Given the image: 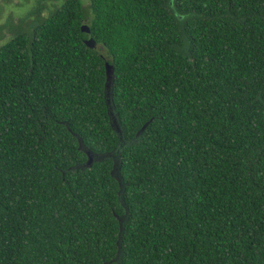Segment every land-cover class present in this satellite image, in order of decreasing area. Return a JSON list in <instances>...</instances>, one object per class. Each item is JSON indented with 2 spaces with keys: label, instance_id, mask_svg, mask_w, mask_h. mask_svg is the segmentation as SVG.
Returning a JSON list of instances; mask_svg holds the SVG:
<instances>
[{
  "label": "trees",
  "instance_id": "16d2710c",
  "mask_svg": "<svg viewBox=\"0 0 264 264\" xmlns=\"http://www.w3.org/2000/svg\"><path fill=\"white\" fill-rule=\"evenodd\" d=\"M42 2L0 44V264H264V0Z\"/></svg>",
  "mask_w": 264,
  "mask_h": 264
},
{
  "label": "rangeland",
  "instance_id": "374dc122",
  "mask_svg": "<svg viewBox=\"0 0 264 264\" xmlns=\"http://www.w3.org/2000/svg\"><path fill=\"white\" fill-rule=\"evenodd\" d=\"M38 0H0V44L7 40L14 32L13 25L20 20L25 23L32 17V10ZM42 6L48 11L58 6L62 0H42ZM46 10H44L46 12ZM30 21V20H29Z\"/></svg>",
  "mask_w": 264,
  "mask_h": 264
},
{
  "label": "water",
  "instance_id": "95a60500",
  "mask_svg": "<svg viewBox=\"0 0 264 264\" xmlns=\"http://www.w3.org/2000/svg\"><path fill=\"white\" fill-rule=\"evenodd\" d=\"M81 29L85 30L87 32L90 31V28L87 24H82L81 25ZM84 42L86 43V45L93 47L95 46V39L92 36H89L87 38L84 39ZM115 68L114 65L112 63H110L109 61H106V69H105V74H106V81H105V90H108V88L111 86L112 81H113V72H114ZM109 100L107 99V102ZM112 125L115 127V129L118 131L119 127L116 123L115 120L112 119ZM146 123H144L141 127V129L139 130L138 134L145 128ZM80 146H81V140H80ZM86 154H87V160L85 161L84 165H90L92 163V161L94 160V156L93 153L90 150H85Z\"/></svg>",
  "mask_w": 264,
  "mask_h": 264
}]
</instances>
